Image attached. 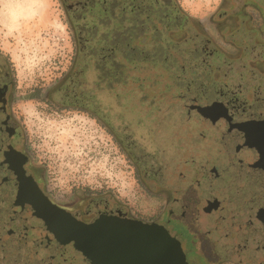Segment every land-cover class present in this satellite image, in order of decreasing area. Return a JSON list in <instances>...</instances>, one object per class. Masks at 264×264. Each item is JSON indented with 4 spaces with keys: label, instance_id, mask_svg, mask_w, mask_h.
<instances>
[{
    "label": "flooded vegetation",
    "instance_id": "obj_1",
    "mask_svg": "<svg viewBox=\"0 0 264 264\" xmlns=\"http://www.w3.org/2000/svg\"><path fill=\"white\" fill-rule=\"evenodd\" d=\"M66 1L73 22L67 5L76 0ZM102 8L81 6L80 16L92 17L90 33L113 28L124 44L137 42L144 51L189 50L184 46L194 38H210L175 0H107ZM219 13L214 28L239 55L225 60L216 85L186 78L163 91L158 80L146 84L153 78L146 75H123L116 84L133 85L114 92L108 130L142 193L155 200L149 209L82 194L55 197L10 112L13 84L0 62V264H93L90 229L117 240L126 225L132 232L148 228L155 239L165 233L186 264H264V0H222ZM146 56L132 65L177 61ZM100 219L112 224L98 227Z\"/></svg>",
    "mask_w": 264,
    "mask_h": 264
},
{
    "label": "rangeland",
    "instance_id": "obj_2",
    "mask_svg": "<svg viewBox=\"0 0 264 264\" xmlns=\"http://www.w3.org/2000/svg\"><path fill=\"white\" fill-rule=\"evenodd\" d=\"M9 1L0 0V62L13 84L10 112L20 120L27 149L44 166L52 194L65 201L82 194L102 204L115 200L132 210L144 205L149 209L155 200L142 193L134 166L108 130L114 92L120 90L115 82L120 83L119 72L125 69L124 75L153 76L146 84L158 80L162 84L156 89L163 91L165 84L180 87L187 79L216 85L225 60L239 55L233 46L229 51L217 25L214 28L213 21L222 16V0H175L179 10L199 21L210 38H194L184 46L189 50L180 46L168 53L144 51L133 41L128 46L113 28L90 33L92 17L80 16L81 6L101 13L107 0L68 4L67 10L76 15L73 22L62 0H37L38 9L15 23L1 16ZM77 23L76 35L72 25ZM77 44L83 48L79 54ZM146 54L176 59L177 64L132 65L133 60L143 62Z\"/></svg>",
    "mask_w": 264,
    "mask_h": 264
},
{
    "label": "water",
    "instance_id": "obj_3",
    "mask_svg": "<svg viewBox=\"0 0 264 264\" xmlns=\"http://www.w3.org/2000/svg\"><path fill=\"white\" fill-rule=\"evenodd\" d=\"M110 221H98V227L107 229ZM133 225H126L127 233L124 236L110 237L103 235L102 229H90L89 241L86 245L94 247L96 255L92 253L93 264H186L180 248L177 249L169 240V236L163 233V237H157L150 229L141 227L138 232L133 231ZM99 232V240L94 234ZM96 236V235H95Z\"/></svg>",
    "mask_w": 264,
    "mask_h": 264
},
{
    "label": "bare ground",
    "instance_id": "obj_4",
    "mask_svg": "<svg viewBox=\"0 0 264 264\" xmlns=\"http://www.w3.org/2000/svg\"><path fill=\"white\" fill-rule=\"evenodd\" d=\"M37 0H12L6 4V11L2 13V18L15 23L19 18H27L38 8ZM41 5V4H40Z\"/></svg>",
    "mask_w": 264,
    "mask_h": 264
},
{
    "label": "trees",
    "instance_id": "obj_5",
    "mask_svg": "<svg viewBox=\"0 0 264 264\" xmlns=\"http://www.w3.org/2000/svg\"><path fill=\"white\" fill-rule=\"evenodd\" d=\"M154 69H155V68H154ZM119 73H120V74H119L120 76H123V75L125 74V69H123V70H122L121 72H119ZM115 84H119V82L116 81ZM108 89H109V90L112 89V86L109 85V86H108ZM119 89H120V90H125L126 88H124V87H120Z\"/></svg>",
    "mask_w": 264,
    "mask_h": 264
}]
</instances>
